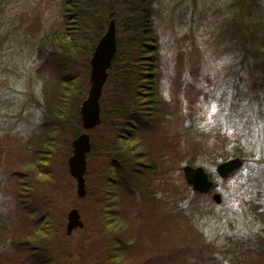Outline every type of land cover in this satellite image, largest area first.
Wrapping results in <instances>:
<instances>
[{
  "label": "rangeland",
  "instance_id": "rangeland-1",
  "mask_svg": "<svg viewBox=\"0 0 264 264\" xmlns=\"http://www.w3.org/2000/svg\"><path fill=\"white\" fill-rule=\"evenodd\" d=\"M60 1L0 0V215L21 239L18 233H31L34 222L17 206V177L11 178V173L18 171L19 164L32 161L34 149L47 138V102L57 84L53 67L58 62L39 57V45L58 27ZM103 2L119 9L122 0ZM155 18L165 105L160 117L140 122V152L144 155L147 150L161 166V181L165 174L181 181L189 161L202 164L223 202L217 205L213 193L199 198L200 209L193 216L199 228L189 232L174 228L176 217L162 192V202L152 208L136 202L132 207L129 202L137 240L133 246L123 245L131 255L124 264L147 259H155L156 264H264V93L258 91L264 79L250 71L256 67L255 53L264 50V0H155ZM116 25L117 37L124 40L123 23L117 19ZM243 33L249 48L240 45ZM87 52L74 56L76 71H89L92 54ZM245 54L250 58L246 64L242 62ZM116 80L109 78L101 99L106 123L90 133L94 146L89 155L88 189L96 179L94 172L107 164L98 159L97 146L113 138ZM74 140L61 134L63 148L54 153L55 178L36 202L41 213L51 212L65 223L62 236L49 241L48 254L57 264H108L104 253L109 239L98 232L96 202L79 198L75 179L66 166L63 169ZM241 149L243 167L227 178L220 177L217 166ZM20 160L24 161L17 163ZM72 209L79 210L88 228L68 236ZM201 211H205L202 216ZM6 240L0 246L6 248V258L0 261L9 258L3 263L38 264Z\"/></svg>",
  "mask_w": 264,
  "mask_h": 264
},
{
  "label": "trees",
  "instance_id": "trees-1",
  "mask_svg": "<svg viewBox=\"0 0 264 264\" xmlns=\"http://www.w3.org/2000/svg\"><path fill=\"white\" fill-rule=\"evenodd\" d=\"M113 12H116V20L123 23L126 34L124 40L118 38V52L109 72V78L117 77V94H112L114 100H118L111 110L115 117L110 129L113 138L109 144L97 146L98 159L106 160L107 164L94 172L96 179L86 197L96 202L98 232L109 239L104 259L108 264H124L131 260V255L123 247L125 243L133 246L137 240L136 222L128 212L129 202L133 203L132 207L136 202L152 208L153 204L162 202L159 199L162 192V199L165 197L169 202L176 217L174 228L184 232L199 228L193 216L200 209L198 199L203 195L193 193L184 178L175 181L165 174L161 181V166L147 150L144 155L140 152L141 145L137 141L140 122L150 123L160 117L165 105L160 90L161 42L156 26L155 0H122L119 9L115 5L109 7L103 0H61L58 27L45 35L39 45V57L46 61L54 58L58 62L52 66L57 84L47 102L44 133L47 138L34 149L32 161L19 164L18 173H11V178H18L15 186L17 206L29 222H34V228L31 233L19 232L22 239L18 238L17 229L9 228L6 219L0 215V246L9 239L8 246L18 253L30 254L38 264H57L48 254V244L62 236L65 223L59 222L51 212L41 213L36 202L41 194L47 193L45 186H51L55 178L52 169L56 162L54 153L59 147L63 148L61 134L67 133L75 139L82 130L80 108L88 96L90 63H87L89 71H76L78 63L74 56L86 51L93 54ZM246 38L243 33L240 45L249 48ZM247 54L242 61L244 64L250 59ZM254 59L256 67L250 64L253 67L250 71L264 79V50L257 51ZM258 91L263 94L264 86ZM105 123L103 121L102 125ZM69 149L72 154L73 147ZM233 152L228 159L235 156L245 160L243 150ZM188 164L202 165L195 161ZM65 166L69 174L68 162H64L63 169ZM154 200L159 201L154 203ZM204 213L201 211V216ZM87 228L86 225L83 231ZM5 250L0 247L2 260L6 258L3 255ZM140 258L138 256L136 260ZM154 260H142L143 263L140 261L139 264H156ZM7 261L9 258L0 264Z\"/></svg>",
  "mask_w": 264,
  "mask_h": 264
},
{
  "label": "water",
  "instance_id": "water-1",
  "mask_svg": "<svg viewBox=\"0 0 264 264\" xmlns=\"http://www.w3.org/2000/svg\"><path fill=\"white\" fill-rule=\"evenodd\" d=\"M106 32L100 38L91 59L90 88L87 99L81 106L83 127L90 131L102 123L100 99L108 80L109 70L113 65L118 49L116 13H112ZM74 154L69 160L70 173L77 181L78 195L84 198L87 195L86 171L87 155L92 149L90 134L88 132L80 135L74 142ZM243 165L240 158L231 159L217 166V173L222 178H227ZM186 182L193 191L200 194H208L215 187L210 174L203 166L194 167L186 165L183 169ZM213 200L217 204L222 203V196L214 194ZM78 209H72L68 215L67 234L70 236L76 229L84 228Z\"/></svg>",
  "mask_w": 264,
  "mask_h": 264
}]
</instances>
